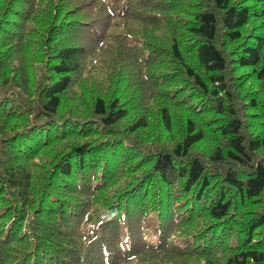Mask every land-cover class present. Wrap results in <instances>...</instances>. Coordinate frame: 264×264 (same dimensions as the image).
Wrapping results in <instances>:
<instances>
[{"label": "trees", "instance_id": "1", "mask_svg": "<svg viewBox=\"0 0 264 264\" xmlns=\"http://www.w3.org/2000/svg\"><path fill=\"white\" fill-rule=\"evenodd\" d=\"M0 264H264V0H0Z\"/></svg>", "mask_w": 264, "mask_h": 264}]
</instances>
